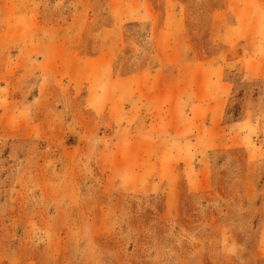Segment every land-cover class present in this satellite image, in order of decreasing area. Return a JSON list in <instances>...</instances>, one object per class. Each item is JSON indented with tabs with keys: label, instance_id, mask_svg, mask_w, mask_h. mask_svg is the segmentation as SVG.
I'll list each match as a JSON object with an SVG mask.
<instances>
[{
	"label": "rangeland",
	"instance_id": "rangeland-1",
	"mask_svg": "<svg viewBox=\"0 0 264 264\" xmlns=\"http://www.w3.org/2000/svg\"><path fill=\"white\" fill-rule=\"evenodd\" d=\"M0 264H264V0H0Z\"/></svg>",
	"mask_w": 264,
	"mask_h": 264
}]
</instances>
